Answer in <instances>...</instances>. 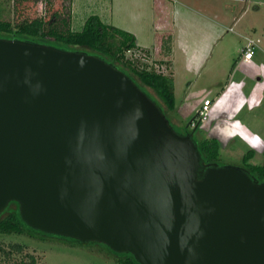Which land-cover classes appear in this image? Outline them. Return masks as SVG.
<instances>
[{
  "label": "water",
  "instance_id": "obj_1",
  "mask_svg": "<svg viewBox=\"0 0 264 264\" xmlns=\"http://www.w3.org/2000/svg\"><path fill=\"white\" fill-rule=\"evenodd\" d=\"M193 135L104 59L0 37V213L140 264H264V180Z\"/></svg>",
  "mask_w": 264,
  "mask_h": 264
},
{
  "label": "rangeland",
  "instance_id": "obj_2",
  "mask_svg": "<svg viewBox=\"0 0 264 264\" xmlns=\"http://www.w3.org/2000/svg\"><path fill=\"white\" fill-rule=\"evenodd\" d=\"M5 2L6 0H1ZM122 9L116 13L114 25L139 27L143 43L155 37L163 46L169 42L155 28L168 22L170 31L171 0H120ZM183 1V0H182ZM67 0H8L0 20L19 21L43 16L49 19L63 12ZM209 15L217 14L225 21L223 41L214 57L198 72L177 76L175 87L177 128L200 120L199 109L207 98L213 100L209 117L200 120V130L220 144L219 162L244 167L242 158L253 152L250 162L264 166V0H190ZM116 24V26H117ZM126 30V29H125ZM247 37H259L255 56L249 61L240 58ZM151 54L149 62L160 61ZM180 66L183 64L180 61ZM178 67L179 70L181 69ZM196 122V120H195ZM245 168V167H244ZM3 244H23L22 252H13L3 264H121V258L98 242L77 244L56 237L0 235ZM34 256L35 261H32Z\"/></svg>",
  "mask_w": 264,
  "mask_h": 264
},
{
  "label": "trees",
  "instance_id": "obj_3",
  "mask_svg": "<svg viewBox=\"0 0 264 264\" xmlns=\"http://www.w3.org/2000/svg\"><path fill=\"white\" fill-rule=\"evenodd\" d=\"M40 0H35L39 2ZM63 12H55L49 19L43 16L23 18L19 21L0 20V37L9 39H21L32 42L54 45L62 49L75 50L96 55L115 67L124 71L133 81L149 96H151L161 110L166 114L171 125L177 128L176 101H175V77L172 60H160L149 62L150 49L138 45L136 36L114 24H108L98 14L90 15L81 30H75L72 26V3ZM0 0V12L5 10V3ZM196 122L200 120L194 118ZM190 124V123H189ZM188 126L185 125L183 127ZM187 128V127H186ZM199 131V130H198ZM195 144L206 163L219 162L221 148L216 138L208 137L200 130L197 136H193ZM253 152L249 151L242 158L244 167L249 174L259 181L264 180V166L250 162ZM31 235L43 237H56L72 240L77 244L80 241L68 237L47 234L30 227L21 217L19 203L16 200L9 202L8 206L0 213V235ZM105 245V244H103ZM23 244H11L10 249L0 239V264L3 259H10L13 252H22ZM105 247L113 254L121 258V264H140L130 254H120ZM35 261L34 256H31Z\"/></svg>",
  "mask_w": 264,
  "mask_h": 264
},
{
  "label": "crops",
  "instance_id": "obj_4",
  "mask_svg": "<svg viewBox=\"0 0 264 264\" xmlns=\"http://www.w3.org/2000/svg\"><path fill=\"white\" fill-rule=\"evenodd\" d=\"M160 1V0H158ZM170 23L171 28L168 31V22H161L155 28L161 32L168 40L166 46L159 44L155 37L150 44L141 41L142 34L139 27L117 26L132 32L139 46L150 49L153 56L161 60H172L174 66L175 87L176 78L184 72L198 73L205 64L213 57L215 48L222 43L225 21H220L217 14L207 15L204 10L198 9L190 0H171ZM122 9L120 0H73L72 3V26L75 30H81L86 19L92 14H98L102 20L108 24H114L115 16ZM115 24V25H116ZM220 46V45H219ZM244 61L243 57H241ZM253 59V58H252ZM251 60V59H250ZM180 61L183 66H180ZM180 66V70L179 67Z\"/></svg>",
  "mask_w": 264,
  "mask_h": 264
},
{
  "label": "built area",
  "instance_id": "obj_5",
  "mask_svg": "<svg viewBox=\"0 0 264 264\" xmlns=\"http://www.w3.org/2000/svg\"><path fill=\"white\" fill-rule=\"evenodd\" d=\"M260 41L261 39L259 37H247V44L242 48L240 58L243 57L245 60H250L254 58L255 46L258 45ZM212 104L213 100L210 98H207L203 101L201 108L199 109L200 120H205L209 117Z\"/></svg>",
  "mask_w": 264,
  "mask_h": 264
},
{
  "label": "flooded vegetation",
  "instance_id": "obj_6",
  "mask_svg": "<svg viewBox=\"0 0 264 264\" xmlns=\"http://www.w3.org/2000/svg\"><path fill=\"white\" fill-rule=\"evenodd\" d=\"M200 121L199 122H195V120H193L192 122H190V124H188V126L183 127L182 129H179L181 133L183 134H187V133H194L193 136H197L199 131H200ZM199 130V131H198ZM244 168V167H242ZM244 169H246L248 172L249 170L245 167Z\"/></svg>",
  "mask_w": 264,
  "mask_h": 264
}]
</instances>
